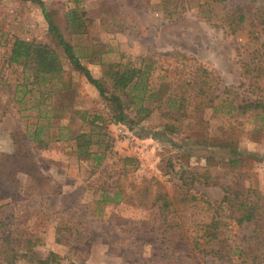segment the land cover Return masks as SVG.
I'll return each mask as SVG.
<instances>
[{"label":"rangeland","instance_id":"374dc122","mask_svg":"<svg viewBox=\"0 0 264 264\" xmlns=\"http://www.w3.org/2000/svg\"><path fill=\"white\" fill-rule=\"evenodd\" d=\"M40 1L94 77L106 79L108 69L124 65L142 68L144 77L124 99L127 119L115 123L112 105L53 41L39 4L0 0V234H9L17 254L27 252L14 261L0 256V264H35L27 240L41 259L55 254L49 264H211L192 256L180 230L212 212L165 214L157 200L175 194L181 169L194 168L209 170L217 182L189 183L209 201L221 199V183L264 195V0ZM73 9L79 29L67 20ZM239 12L245 19L237 25ZM14 38L50 44L60 74L30 83L9 61ZM197 64L218 77L214 94L223 92L192 118ZM164 83L160 102L142 101L150 114H137L134 96L146 98ZM252 100L261 108H236ZM93 116L102 118V138L110 143L95 170L77 157L71 138L88 132ZM35 129L42 145L32 140ZM120 190L116 201L102 197ZM251 231L245 227L241 236Z\"/></svg>","mask_w":264,"mask_h":264},{"label":"trees","instance_id":"16d2710c","mask_svg":"<svg viewBox=\"0 0 264 264\" xmlns=\"http://www.w3.org/2000/svg\"><path fill=\"white\" fill-rule=\"evenodd\" d=\"M41 7L42 14L48 25V32L53 41L61 49L65 58L70 63L72 69L80 73L85 80L94 86L99 95L108 101L114 108L113 121L122 123L127 119L124 112V99L129 98V92L137 88L140 80L144 77V70L139 67L124 65L116 70L108 69L106 79L94 77L90 70L85 67L74 47L64 38L59 26L52 20L44 4L40 0H35ZM238 11V7H236ZM240 11V10H239ZM245 19L243 13L237 14L234 18L235 23L240 25ZM67 20L71 26L78 29L82 27V18L76 10H71L67 14ZM10 63L19 66L23 73L30 76V83L39 84L46 76L60 74L62 64L59 54L48 43L36 40H23L14 38L9 54ZM218 77L205 67L197 64L192 70V118L199 115L197 108L211 103L219 94H214L218 88ZM167 83L162 84L155 92L144 95L137 94L134 97L139 100L137 114L143 113L142 117L150 114L151 109L144 106L142 101H161L165 93ZM143 93V89L140 88ZM199 106V107H198ZM236 108L242 111L248 108H261L256 100L246 104H237ZM100 116H93L87 120L89 125L88 132L75 134L71 138L75 143V153L82 160L91 162L92 169H98L108 156L110 146L109 140L104 141L105 135ZM261 120L264 124V111L261 113ZM92 134L97 135V140L91 139ZM33 141L38 145L44 143L39 139L37 129L34 130ZM104 144L103 149L100 145ZM45 145V144H43ZM95 146V149L93 148ZM124 164L132 161L130 158L123 159ZM232 160L231 163H235ZM179 183L176 185L175 194H163L158 197L157 209L165 214L171 212H182L189 209L210 210L211 217L208 221L193 223L191 226L180 230L184 239L189 243V250L192 256L211 259V264H264V195L251 188H243L240 183H221L220 187L223 196L219 201H209L203 195H196L190 192V184L209 186L216 185L215 178L211 177L209 170L199 172L198 169H181L178 173ZM121 190L112 192V196L107 191L102 192V197L107 201H116L115 198L121 194ZM252 227L249 235L241 236L245 227ZM181 228V227H180ZM188 233V236H187ZM186 235V236H185ZM11 241L9 234H0V256L7 261H14L17 257L26 256L27 252L17 254L14 247H10ZM31 241L27 240L26 251L30 252L28 259L35 264H49L53 261L55 254L50 253L45 259H41L31 250ZM75 264V263H70Z\"/></svg>","mask_w":264,"mask_h":264},{"label":"built area","instance_id":"2783aa9c","mask_svg":"<svg viewBox=\"0 0 264 264\" xmlns=\"http://www.w3.org/2000/svg\"><path fill=\"white\" fill-rule=\"evenodd\" d=\"M117 131H118V133L121 134V135H124V134L126 133L122 126H118V127H117Z\"/></svg>","mask_w":264,"mask_h":264}]
</instances>
